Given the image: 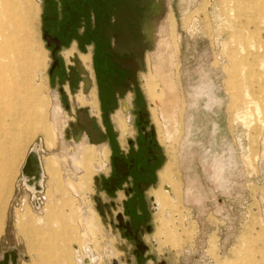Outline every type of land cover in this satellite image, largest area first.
I'll list each match as a JSON object with an SVG mask.
<instances>
[{
  "label": "rangeland",
  "instance_id": "rangeland-1",
  "mask_svg": "<svg viewBox=\"0 0 264 264\" xmlns=\"http://www.w3.org/2000/svg\"><path fill=\"white\" fill-rule=\"evenodd\" d=\"M63 3L0 0V76H22L17 67L11 71L17 65L10 57H2L3 25L17 12L29 20V53L45 58V67L28 75L26 89L36 92L31 104L19 100L13 115L0 114V260L14 247L18 264H83L78 260L90 247L95 264H264V0L127 3L122 18L140 21L145 39L139 84L148 129L162 152L157 182L144 189L143 218L129 215L123 192L115 199L104 193L101 200L95 178L112 164L108 151L99 154L91 145L84 151L76 138L62 137L72 116L67 106L94 108L95 93L98 113L97 84L88 86L80 67L81 54L91 50L76 38L85 34L88 16L77 36L78 19L67 16ZM90 71L94 80L93 63ZM151 75L163 76L153 86L164 102L147 93ZM81 92L88 96L78 99ZM131 98L106 112L124 148L137 134L133 113L122 109ZM37 99L42 108L34 114ZM68 130L78 133L71 123ZM35 146L46 171L39 191L22 174ZM49 157L55 161L47 165ZM168 165L172 173L164 180ZM36 198L45 204L37 208ZM97 200L109 209L101 213Z\"/></svg>",
  "mask_w": 264,
  "mask_h": 264
},
{
  "label": "flooded vegetation",
  "instance_id": "flooded-vegetation-1",
  "mask_svg": "<svg viewBox=\"0 0 264 264\" xmlns=\"http://www.w3.org/2000/svg\"><path fill=\"white\" fill-rule=\"evenodd\" d=\"M128 2L129 0H109L104 8L102 22L104 26L97 24L94 32L87 27L81 38L83 40L101 38L104 28V85L103 83L98 85L100 96H104V109L109 111L119 104L121 98L128 95L132 97L131 106L126 104L122 109H128V112L133 113L137 134L130 137L127 148L119 147V151L113 154L112 174L109 178H104V191L111 194L124 187L122 190L126 197L124 205L129 215L132 218H143L146 203L144 189L157 182V172L162 165V152L154 135L148 129L145 97L139 84L138 70L145 43L140 32L141 23L122 18L126 7L129 6ZM80 3L83 6L85 1L82 0ZM74 27H77V24ZM94 68L97 76H100V71H96L99 69L98 66ZM125 135L126 133L123 136ZM122 165L125 167L124 173L117 169ZM168 188L170 189L169 185L164 186L165 191H168ZM101 204L103 212L109 209L108 205ZM155 204L159 208L158 203Z\"/></svg>",
  "mask_w": 264,
  "mask_h": 264
},
{
  "label": "bare ground",
  "instance_id": "bare-ground-1",
  "mask_svg": "<svg viewBox=\"0 0 264 264\" xmlns=\"http://www.w3.org/2000/svg\"><path fill=\"white\" fill-rule=\"evenodd\" d=\"M17 13L14 14L13 16H8V19L5 21V23L3 25V27L5 28L4 29L5 30V34H4L5 36H4V40H3L4 52L2 54V57H5V58L10 57L9 59L11 60V62L13 63V61H14L15 64L17 65V66L13 65L11 71H14L17 67L18 70L21 72L22 76H21V79L18 81L15 80L14 76H9V77L13 78L11 80H6V79H4V76H0V114H4L3 115L4 118L9 116V115L10 116L13 115L12 113H14L17 110L15 107L16 101L20 100V102L24 106H28L29 103L32 101V99H35L36 92L27 91L28 89H26V86H28V80L30 78V76H28V75H30L31 72L36 73L39 70H41V68L45 67V58L44 57H42L41 60L39 61L36 59V57L34 55L29 53L28 44H27L28 38H29V31H28L29 20H28L26 15H24V14L21 15V14H17ZM166 47L168 48V50H172V44H170L169 42L166 44ZM169 52H171V51H169ZM171 53H169V55H170L169 56L170 60H168L169 62L171 61V58L173 57L172 56L173 53L172 54ZM69 55H70V53H68V57H69ZM80 67H81L82 71L86 74V76L88 77V79H86V84L89 86L90 82L93 80V75H92V72L90 71V58L82 56V65ZM158 76L159 77L151 75V77H149L147 79V81H148L147 82V88H148L147 93H148L150 99H152L153 101L156 99L163 101L164 93L162 94L161 97H158V95H161L162 92H160L158 94V90H155V87L153 86L154 81L156 79H158V78L162 79V77H163V76L161 77L160 75H158ZM163 79H165V78H163ZM20 93L21 94L23 93V95H21L23 97L20 96ZM92 94L94 96L93 106L96 109V105H97L96 99H95L96 95H95V93H92ZM170 94L171 93H169V95ZM81 95L88 96V95L82 94V92H81V93H79L78 97ZM167 97H169V96H167ZM167 97H166V99H167ZM164 99H165V97H164ZM174 100L172 99V101H174ZM35 104L36 105H33V107L30 106L32 108V110L34 109L33 113L37 112L36 107L42 108V104H41L40 100L37 99V101H35ZM174 104L175 103H173V105ZM95 109H94V112L96 111ZM162 111H163L164 115H166L168 117L173 114L170 104L164 105L162 107ZM29 114L31 115V111L29 112ZM35 130H36V128H35ZM30 133H31V129L28 132V135H30ZM102 149L104 150V148H102ZM30 156H31L32 166L35 167L34 172H31L29 170V168L26 167V161H27L28 157H30ZM26 161H25V164L22 168V174L24 176L26 183L34 191L43 190L44 189L43 183H44L45 171H44V165L42 163L41 155H40L38 148L36 146L29 152V154L26 158ZM78 163H80V162H77V164ZM99 169L100 170H98V171L102 170L101 168H99ZM171 173H172L171 166H169V165L165 166L161 172V177L164 180L168 179V178H170ZM4 190H5V188H2V191H4ZM167 194L169 195V197H171L173 195V191L171 188L170 189L168 188ZM2 195H3V192H0L1 197H2ZM156 196H158L160 198L163 197L159 191L156 192ZM1 206H3V204H2L1 198H0V208H1ZM85 249H86L87 258L85 257L83 260L79 259L78 261H81V263H83V264H95L97 262L98 256L93 252V250H91L90 247L89 248L86 247ZM76 250H77V247H76ZM10 251L17 252L16 262H18V259H19L18 250L13 247L10 249ZM9 264H13L11 262V260H10Z\"/></svg>",
  "mask_w": 264,
  "mask_h": 264
},
{
  "label": "crops",
  "instance_id": "crops-1",
  "mask_svg": "<svg viewBox=\"0 0 264 264\" xmlns=\"http://www.w3.org/2000/svg\"><path fill=\"white\" fill-rule=\"evenodd\" d=\"M81 1L82 0H65V3H63L64 5L67 4L66 5L68 10L67 16L72 19L73 18L78 19V21H76L77 27H73L74 28L73 31L77 33V36L78 33H80V31L82 30L81 27L83 23L81 21L83 20L82 19L83 16L85 17L88 16V19H86L88 24L87 26L91 32L95 31V26L97 24L98 25L102 24L104 26V24L102 23L104 19V8L109 0H84L85 4L83 6H81L80 3ZM139 16L141 17V14ZM101 35H102L101 38L98 39L87 38L86 40H84L83 43L84 48L91 51H88L87 54H81V63H80L81 66L82 56L89 57L90 64L92 65L93 63V68L96 66H98L99 68L96 69V71L97 70L100 71L99 72L100 76H97L95 72L94 81H92L91 84L92 86L95 83L97 84L96 91H97V100H98V113L94 112L92 106L89 104L78 105L76 107L67 106L72 116L69 119L70 122L67 123V125L62 131V137L68 138V140L76 138L78 142L83 143L84 151L88 145L97 147V151L99 152V154L101 153L102 148H105L104 150L107 149L110 152L109 158L111 162L113 154L119 151V147L121 148L124 147L122 145V142L120 141L119 135H117V133L118 132L120 133V131L117 129V127L116 128L113 127L112 123L108 121L106 118V112L108 111L104 109V96L103 97L100 96V92H99V86H98L99 83H103L104 85V28L102 30ZM81 36L82 34H80L77 37L79 42L82 41ZM117 110L118 109H115L113 111V114L118 112ZM116 122H118L119 125V120ZM70 123L71 126L73 128H77L78 131V133L74 136H70V132L68 130V128L70 129ZM99 154L98 157H100V159L104 161V157ZM48 159L49 160H47V165H50L52 161H55L53 157H49ZM50 159H52L51 162ZM105 165L106 167H108L107 164ZM117 169L120 173L125 172V167L123 165L119 166ZM111 174H112V164L108 169L106 168L105 172L103 166V169L101 171H98V173L96 174L95 184H96V188L100 190V198L102 201H104V193L110 199H115L117 198L118 194L122 193V190L124 188L123 187L117 189L115 193L112 192L111 194H107L104 191V178H109ZM52 175L56 177L54 173ZM124 186H126V184H124Z\"/></svg>",
  "mask_w": 264,
  "mask_h": 264
},
{
  "label": "water",
  "instance_id": "water-1",
  "mask_svg": "<svg viewBox=\"0 0 264 264\" xmlns=\"http://www.w3.org/2000/svg\"><path fill=\"white\" fill-rule=\"evenodd\" d=\"M26 167L29 168V170L31 172H34L35 170V167L32 166V163H31V156L28 157L27 161H26ZM98 203H99V210L101 211V213H103V207H102V204L99 200H97ZM16 258H17V252H14V251H8L6 253H4L2 259L0 260V264H9L10 260L13 264H17L16 262Z\"/></svg>",
  "mask_w": 264,
  "mask_h": 264
},
{
  "label": "built area",
  "instance_id": "built-area-1",
  "mask_svg": "<svg viewBox=\"0 0 264 264\" xmlns=\"http://www.w3.org/2000/svg\"><path fill=\"white\" fill-rule=\"evenodd\" d=\"M44 204H45V198H36V200H35V206L37 208H40ZM18 261H19V259H18ZM17 264H18V262H17Z\"/></svg>",
  "mask_w": 264,
  "mask_h": 264
}]
</instances>
